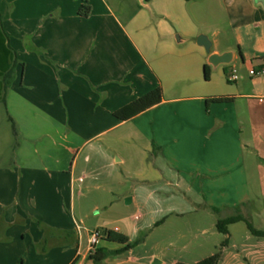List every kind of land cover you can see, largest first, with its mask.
Listing matches in <instances>:
<instances>
[{
  "label": "crops",
  "instance_id": "crops-1",
  "mask_svg": "<svg viewBox=\"0 0 264 264\" xmlns=\"http://www.w3.org/2000/svg\"><path fill=\"white\" fill-rule=\"evenodd\" d=\"M263 57L264 0H0V264H193L226 238L219 264H264L245 221L217 229L238 207L264 216ZM158 86L161 103L115 115ZM98 207L96 228L145 237L95 263Z\"/></svg>",
  "mask_w": 264,
  "mask_h": 264
},
{
  "label": "trees",
  "instance_id": "trees-1",
  "mask_svg": "<svg viewBox=\"0 0 264 264\" xmlns=\"http://www.w3.org/2000/svg\"><path fill=\"white\" fill-rule=\"evenodd\" d=\"M149 1V0H146ZM90 11V6L88 5H83L80 9V13L87 15ZM13 70L14 68H12L10 71H8L6 73V75L4 76V80L6 82V85L9 84V79L11 78L12 74H13ZM204 75L206 79L210 78V68L208 65H205L204 67ZM163 100V88L161 86L156 87L155 89L151 90L150 92L146 93L145 95L135 99L134 101H132L131 103L125 105L124 107L118 109L115 112V115L122 119V120H129L132 119L134 117H136L137 115L147 111L148 109L152 108L155 105H158L159 103H161ZM231 98L230 97H226V96H222V97H215V98H211L209 101H213V102H226V101H230ZM239 221H245L248 225L249 230L251 231V233L255 236L258 237H264V229H258L256 228L248 219H246L244 217L243 214H241V212L239 211V207H238V212L235 215L229 216L227 218L224 219H220L217 222V229L224 234H228L229 233V226L233 223H237ZM102 232H103V239L106 241H111V242H118L120 244H122V246L120 248L117 249H109L107 247H103V246H99L94 250H91L90 254H89V259L94 261L95 263H100L102 261H104L108 256L110 255H118L121 254L125 251H128L132 248H134L135 246H137L145 237L142 236L140 239H138L137 241H130L129 237L127 235H125L124 233L119 232L118 230H114V229H109V228H102ZM229 243L228 238H226L225 240L222 241L220 247L218 248V250L196 262L193 264H219L220 261L223 258L224 255V247H226Z\"/></svg>",
  "mask_w": 264,
  "mask_h": 264
},
{
  "label": "rangeland",
  "instance_id": "rangeland-1",
  "mask_svg": "<svg viewBox=\"0 0 264 264\" xmlns=\"http://www.w3.org/2000/svg\"><path fill=\"white\" fill-rule=\"evenodd\" d=\"M179 34H181L180 32H177ZM31 38V37H30ZM178 47L181 48L182 50H184L185 52H189V58L191 60L192 57H194V52L192 50L189 49L188 47V42H182L178 44ZM158 54H160V51L157 52ZM238 70V69H237ZM200 77H202L204 79V70L202 68V70H200ZM205 80V79H204ZM196 81V80H195ZM229 81V80H228ZM230 84H235V82H229ZM182 82H180L178 85H181ZM177 88H174L173 90H175ZM132 180L129 178L126 180V185L130 184ZM127 188V187H125ZM98 195L93 193L90 198H97ZM258 206L260 208H264V201L259 203ZM89 214L87 215V218L85 220V223L83 224L87 229L89 230H95V229H100L102 230V228H96V226L100 223H104L105 220V216L107 214L106 209L102 208V207H98L94 210H89L88 212ZM253 218H249V221L253 222L254 225L259 228V229H264V216H259L256 215L255 213L252 214ZM236 226V225H235ZM237 228H241V229H236V227H232V232L235 234L236 237H238L239 239L242 237V235L244 234L245 231H247V225L245 222H240L237 225ZM84 232H87L86 229H83ZM254 238L257 239V237L254 236ZM146 249V247L139 245L136 250L137 252H143ZM225 264H230L229 261H227V263ZM246 264H255L254 261H250V263H246Z\"/></svg>",
  "mask_w": 264,
  "mask_h": 264
},
{
  "label": "built area",
  "instance_id": "built-area-1",
  "mask_svg": "<svg viewBox=\"0 0 264 264\" xmlns=\"http://www.w3.org/2000/svg\"><path fill=\"white\" fill-rule=\"evenodd\" d=\"M250 73L251 74H262L264 75V57L262 58V65L261 67L256 70V69H251L250 70ZM228 79L230 82H236L237 80L240 79V74L238 72V70L236 68H233L230 73H229V76H228ZM83 227H78L79 230H81ZM103 239V232L102 230L100 229H95V230H92L90 232V249L91 250H94L96 249L100 242L102 241Z\"/></svg>",
  "mask_w": 264,
  "mask_h": 264
},
{
  "label": "water",
  "instance_id": "water-1",
  "mask_svg": "<svg viewBox=\"0 0 264 264\" xmlns=\"http://www.w3.org/2000/svg\"><path fill=\"white\" fill-rule=\"evenodd\" d=\"M198 43L205 46V48L210 52L211 47H212V42L209 39L207 35H200L198 37ZM232 59V53H224V54H212L211 56V61L214 64H219V63H229ZM158 260L155 261V264H157Z\"/></svg>",
  "mask_w": 264,
  "mask_h": 264
}]
</instances>
